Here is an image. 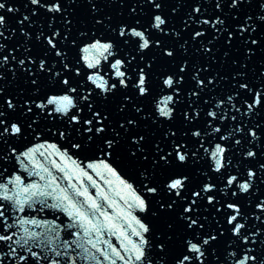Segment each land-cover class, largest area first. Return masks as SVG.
<instances>
[{
  "label": "snow or ice",
  "instance_id": "6c2138e0",
  "mask_svg": "<svg viewBox=\"0 0 264 264\" xmlns=\"http://www.w3.org/2000/svg\"><path fill=\"white\" fill-rule=\"evenodd\" d=\"M0 264H264V0H0Z\"/></svg>",
  "mask_w": 264,
  "mask_h": 264
}]
</instances>
